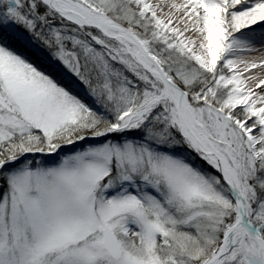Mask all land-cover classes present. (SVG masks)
I'll list each match as a JSON object with an SVG mask.
<instances>
[{
    "label": "snow or ice",
    "instance_id": "1",
    "mask_svg": "<svg viewBox=\"0 0 264 264\" xmlns=\"http://www.w3.org/2000/svg\"><path fill=\"white\" fill-rule=\"evenodd\" d=\"M0 264H264V0H0Z\"/></svg>",
    "mask_w": 264,
    "mask_h": 264
},
{
    "label": "rangeland",
    "instance_id": "2",
    "mask_svg": "<svg viewBox=\"0 0 264 264\" xmlns=\"http://www.w3.org/2000/svg\"><path fill=\"white\" fill-rule=\"evenodd\" d=\"M160 2H164V6H166L167 5V3L169 2V0H160Z\"/></svg>",
    "mask_w": 264,
    "mask_h": 264
},
{
    "label": "bare ground",
    "instance_id": "3",
    "mask_svg": "<svg viewBox=\"0 0 264 264\" xmlns=\"http://www.w3.org/2000/svg\"><path fill=\"white\" fill-rule=\"evenodd\" d=\"M162 4H164V2H161Z\"/></svg>",
    "mask_w": 264,
    "mask_h": 264
}]
</instances>
